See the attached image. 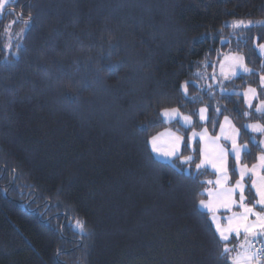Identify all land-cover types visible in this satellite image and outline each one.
Wrapping results in <instances>:
<instances>
[{
  "label": "trees",
  "instance_id": "trees-1",
  "mask_svg": "<svg viewBox=\"0 0 264 264\" xmlns=\"http://www.w3.org/2000/svg\"><path fill=\"white\" fill-rule=\"evenodd\" d=\"M236 19H264V0L5 5L0 264H225L197 208L204 173L156 160L148 139L169 125L163 109L206 104L210 118L241 120L240 96L202 89L223 53L259 59L264 25L231 32ZM258 151L249 144L241 162Z\"/></svg>",
  "mask_w": 264,
  "mask_h": 264
},
{
  "label": "rangeland",
  "instance_id": "rangeland-1",
  "mask_svg": "<svg viewBox=\"0 0 264 264\" xmlns=\"http://www.w3.org/2000/svg\"><path fill=\"white\" fill-rule=\"evenodd\" d=\"M11 1L12 0H9V2ZM263 25L264 19H236L227 23V26L232 28L231 32H235V29ZM22 32L23 29L20 33ZM236 33L238 32L236 31ZM9 44L10 43L7 42V45ZM260 45H264V41H261L260 43L254 42L252 44L255 53L259 57L256 62L254 61L255 59H251L248 64L243 53L227 52L220 55L219 59L214 62L213 70L204 75L206 82L202 85V89H205L210 93L216 90L219 94H234L240 96L243 101V107L238 112V115H241L240 121L233 120V117L229 113H224L219 116L213 115L210 118L206 104H199L193 110H190L187 106L183 109H163L159 114V119L161 122L169 125L159 129L148 139L151 155L156 160L172 164L175 168L185 174L195 176L208 172L209 176L203 174V185L201 188L203 196L197 202V208L207 215V218L218 239L219 233L216 232V225L212 221V213L208 212L207 209L200 207V201L204 200L206 202L212 201L214 204L217 203L218 200L221 199V197L218 196V193H221L223 188L235 186L236 181L241 179V170L244 168L249 170L248 174L245 175L242 180L244 194L246 197L244 203L248 207H254L255 211H260V207L255 204V201L259 197L256 196L255 189L251 188V183L253 179L259 181V177L264 176V169L259 167V157L264 156V132L254 131L252 127H250L251 125L264 127V111H256V109L264 103V84L261 83L260 79L264 76V52H261L259 47ZM236 57H243V60L238 61L233 59ZM245 67L250 71L245 72L243 70ZM239 78H241V80H239ZM253 79L255 80V84H249L247 82ZM184 86L185 85L181 88L183 96L195 102V95H187V91ZM194 86L199 87L200 84L195 81ZM249 89H255V94L250 92ZM183 103H187V101H184ZM213 104L218 106V101L213 99ZM223 107L227 110L229 108L224 105ZM171 109H177L179 114L172 117L163 115L165 110ZM201 109L205 110L203 112L205 119H201ZM219 111L221 114V109H219ZM219 111H217V113H219ZM185 116H189L191 118L190 123L183 119ZM225 117L228 118L227 121H225ZM205 129L207 130L206 136L203 140H201L199 134H204ZM193 132L198 134L194 139L192 138ZM244 133L248 134V136H244ZM153 137L157 138L156 144L161 152L170 150L175 144L176 137L182 138L179 142V151L176 156L165 157L158 152H153ZM184 138H186L187 151L183 156H181V146ZM233 142H235V147L239 151V161H237L236 155L233 152ZM251 143L255 144L259 148V151L255 160L248 164H243L241 162L243 152L248 151L249 144ZM221 150H223V153ZM205 154L208 159L216 163V168H214L211 163H207L199 169L196 168V165L199 164L201 160L205 159ZM189 156L192 157V161L184 163V158ZM253 166H256L255 175H253L251 171ZM225 170L227 173L226 181H224ZM218 179L222 181L223 187L216 184ZM208 181H211L212 183H208ZM209 192L212 193L211 196L209 195ZM250 196L253 197L252 200L249 199ZM233 199L239 201V190H237ZM242 211L243 209H241L238 205H233L231 211H228L223 207H218L215 215L219 219L221 225H226L227 217L232 216L233 213L239 214ZM254 219V216L249 217L250 221ZM243 237V232H241V235L238 238L235 237V234H233L230 237V240L226 242L227 246L229 248H235L236 251H240L241 249L239 248V245L244 243ZM221 242L223 243V248L225 242ZM235 254V251L231 253V255Z\"/></svg>",
  "mask_w": 264,
  "mask_h": 264
},
{
  "label": "snow or ice",
  "instance_id": "snow-or-ice-1",
  "mask_svg": "<svg viewBox=\"0 0 264 264\" xmlns=\"http://www.w3.org/2000/svg\"><path fill=\"white\" fill-rule=\"evenodd\" d=\"M9 2V0H0V13L4 12L5 5ZM15 23V21H13ZM242 23V22H241ZM238 26V25H237ZM11 47V45H9ZM261 52H264V45H260ZM238 61H242L243 57H236L233 58ZM245 72L250 71L248 68L243 69ZM261 83L264 84V76L261 78ZM250 92L255 94V89H249ZM251 107V105H250ZM201 119H205L203 112L204 109H201ZM257 112L264 111V103L261 104L260 107L256 109ZM177 109H171V110H165L163 115L164 116H175L178 115ZM183 119L186 122H191V118L189 116L183 117ZM228 118L225 117V121H227ZM252 129L254 131H261L264 132V127H260L258 125H251ZM207 130L205 129L204 134H199L200 139L203 140L206 136ZM198 134L193 132L192 138L194 139ZM182 138L176 137L175 138V144L173 147L165 152H161V150L157 147L156 144V137H153L152 139V151L158 152L161 155L165 157H173L176 156L177 152L179 151V142ZM233 152L236 155L237 161H239V151L235 147V142H233ZM203 152V150H202ZM223 153V150H221ZM260 165L262 169H264V156L259 157ZM189 161H192V157H185L183 162L187 163ZM207 163H211L214 168L217 167L216 163L212 160L207 158V155L205 154V159L201 160L199 164L196 165V168L199 169L202 166H204ZM255 168L256 166H253L251 169L253 175H255ZM220 170V169H218ZM248 169L244 168L241 170V179L236 181L235 186L229 187V188H223V191L221 193H218V196L221 197V199L218 200L217 203H213L212 201H200V207H203L208 210V212L212 213V221L216 225V232L219 233V239L221 241H224V247L221 251V257L225 259V264H264V176L259 177V181L256 179L252 180L251 188L255 189V194L257 197H259L255 204L260 207V211H255L254 207H248L244 201L246 199L244 194V186L242 184V180L245 175L248 174ZM227 180V173L226 170L224 171V181ZM208 183H212L211 181H208ZM217 185H221L223 187V183L220 179L216 181ZM237 190H239V201L233 199L234 195L237 193ZM209 195L211 196L212 193L209 192ZM233 205H238L243 211L239 214L233 213L232 216L227 217V224L221 225L219 222V219L215 215L218 207H223L228 211H231V208ZM254 216L255 219L250 221L249 217ZM81 227H83L81 225ZM241 232L244 234V243L239 245L240 251H236L235 248H229L227 246V243L230 240V237L235 234V237H240ZM256 244H259L260 247H255ZM236 252L235 255H231L232 252Z\"/></svg>",
  "mask_w": 264,
  "mask_h": 264
}]
</instances>
